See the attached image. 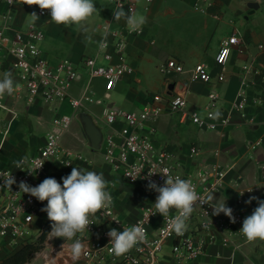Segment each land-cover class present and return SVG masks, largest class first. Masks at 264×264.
Instances as JSON below:
<instances>
[{"label": "crops", "instance_id": "0c3cea01", "mask_svg": "<svg viewBox=\"0 0 264 264\" xmlns=\"http://www.w3.org/2000/svg\"><path fill=\"white\" fill-rule=\"evenodd\" d=\"M134 1L133 16L145 17L146 23L141 26L140 34L129 37L126 54L135 73L124 75L118 81L115 91L122 95L119 108L140 111L153 94L165 93L169 84L174 82L176 85L171 90H180L185 94L188 110H199L208 101L209 91L215 90L219 96L221 117L229 112L246 76L252 81L248 86L250 93L259 91L261 77L254 72L248 75L246 65L253 63V68L264 73V0H208L210 3L205 0ZM256 1L259 8L247 16L250 9L248 3ZM94 4L98 11L83 27H66L51 22L50 14H40L38 6L14 4L8 7L0 0V27L10 26L12 32L27 31L30 27L43 29L45 36L40 46L45 55L53 63L70 59L79 67L81 75L68 88L70 95L103 96L108 91L107 81L102 77H90L82 67V59L84 56L100 54L101 42L112 41L114 37L111 31L127 23L124 19H114L113 11L121 7L113 0H94ZM196 5L201 9H196ZM32 12L39 16L35 22L30 17ZM103 24H108L110 30H102ZM234 32L238 33L241 45L234 48L229 62L221 68L216 64L215 56L222 40ZM173 57L183 63L184 72L173 74L161 70L162 63ZM100 60L105 62L102 58ZM200 62L207 66L212 75L210 83L192 80L193 68ZM220 71L225 74L222 81L217 78ZM5 72H11L15 91L0 99L1 167L15 168L14 161L35 154L44 143L54 117L74 112L76 130H68L61 144L82 155L85 154L82 146H87L90 155L84 157L88 161H77L65 169L59 168L52 160L49 163L52 174L62 178L69 175L73 167H77L91 169L89 171L95 169V172L103 173L106 180L113 178L109 189L117 197V210L129 219L138 217L143 206L153 202L154 197L146 195L143 188L114 178L109 174L111 170L107 164L108 172L106 167L98 163L95 155L97 151H102L103 140L98 150L90 145L80 115L88 114L104 137L111 129L104 122L103 103L84 101L76 110L68 100L46 103L38 99L30 103L10 58L2 64L0 80H3ZM97 85H100L101 90L96 89ZM113 91H110L109 99ZM109 103L117 105L115 99ZM230 119L228 125L218 130H204L189 118L185 119L181 113L166 110L158 117L149 119L148 125L156 129V144L171 152L172 163L184 173L195 175L204 165L218 166L227 172L222 187L211 192L216 197L214 202L225 201L226 206H233L241 188L254 189L255 197L264 200V104L252 102L244 110L233 111ZM8 140V148L4 150ZM192 145L200 149L199 155L195 157L190 156ZM246 201L244 208L253 212L258 206L257 200L251 203ZM220 216L222 213L214 215ZM158 224L159 218L154 219L153 227ZM191 226H198L196 217L192 219ZM193 264H264V241H249L236 250L218 242L211 245L206 254Z\"/></svg>", "mask_w": 264, "mask_h": 264}, {"label": "built area", "instance_id": "2783aa9c", "mask_svg": "<svg viewBox=\"0 0 264 264\" xmlns=\"http://www.w3.org/2000/svg\"><path fill=\"white\" fill-rule=\"evenodd\" d=\"M1 1L8 7L14 4L27 5L26 0ZM113 1L118 7L124 8L129 15H133L134 0ZM195 8L201 9L199 5ZM38 11L42 15L49 14L47 10L41 11L39 7ZM102 30H110L109 25L103 24ZM111 32L114 38L112 41L101 42L100 54L84 56L82 59V67L87 70L90 77H102L107 81L108 91L104 95L106 99H109L110 91L115 90L118 81L124 75L135 73V68L127 59L126 47L129 37L140 34L142 28L132 30L127 24ZM44 36V31L37 27H30L27 31L13 32L10 26L0 27V73L3 62L10 58L12 67L20 79L21 88L25 91L27 101L30 103L38 99L46 103L68 100L76 110L84 101H93V98L88 95L79 97L70 95L68 88L81 75L79 67L70 59H61L56 63L50 61L40 46ZM240 45L241 41L237 32L224 38L215 56L216 64L224 68L234 48ZM101 58L105 62H101ZM253 67V63L246 65L248 75L253 72L260 75L259 91L250 93L248 86L252 81L246 76L229 112L221 117L218 106L219 96L215 90L208 93V101L203 105L204 115L200 114L199 110L187 109L188 101L183 92L170 91L168 88L165 93L153 94L140 111L121 109L115 105L109 106L104 99L95 100L105 105L104 122L111 129L103 137L104 162L111 171L118 173L123 181L143 188L146 191L145 194L152 195L154 200L143 206L138 217L129 219L118 212L117 197L109 191L113 198L112 205L99 210L91 218L94 224L89 226V230L78 234L85 245V252L75 264H193L206 254L211 245L218 242L224 246H232L234 250L240 249L249 242L239 230L243 220L252 214L244 208V205L246 198L255 196L254 189L241 188L235 204L227 206L233 210L235 223L224 213L220 217H214L210 205L200 206L197 203L187 221V230L182 235H177L171 227L176 210L172 209L167 217L157 213L154 203L158 193L148 188L149 179L146 177L149 171L153 172L150 180L163 186L166 177L162 172L168 170L173 177L191 180L196 193L205 198L222 187L227 172L218 166H201L193 175L184 173L174 165L171 152L166 147L156 144L154 140L156 129L149 126L148 121L169 110L181 113L185 119L189 118L200 129L218 130L228 125L233 111L244 110L252 102L264 104V73ZM161 70L164 73L176 74L184 72L185 68L183 63L173 57L162 63ZM217 78L218 81L224 80V72L220 71ZM192 80L211 82L212 75L204 63L200 62L194 66ZM0 106H2L1 102ZM73 118L74 112L56 115L44 143L38 147L36 153L29 157H22L26 158V161L21 169L16 166L15 168L0 166V262L19 250L25 243L33 241V232L40 234L42 225L48 219L47 213L41 211L47 201L40 202L35 197L20 192L19 183L24 181L34 187L45 178L52 177L62 185V178L54 176L49 170L50 161H55L59 168L65 169L72 167L77 161H88L81 153L74 152L61 144ZM199 153V147L192 145L190 156L195 157ZM41 164H43L42 167L37 169ZM262 168L264 175V166ZM10 175L16 181L11 187L4 183V179ZM111 182L113 184V181ZM194 217L197 218L196 228L191 226ZM156 218H159V224L154 228L153 220ZM137 224L146 229V241L139 243L124 255L115 256L111 253L110 237L107 233L113 228L122 232L124 227ZM35 225L39 227L36 229ZM66 255L70 256V252H66Z\"/></svg>", "mask_w": 264, "mask_h": 264}, {"label": "clouds", "instance_id": "9594fccd", "mask_svg": "<svg viewBox=\"0 0 264 264\" xmlns=\"http://www.w3.org/2000/svg\"><path fill=\"white\" fill-rule=\"evenodd\" d=\"M26 4L38 6L41 11L47 10L51 22L66 27L72 25L83 27L88 19L98 11L94 0H26ZM113 16L117 21L124 19L132 30H137L146 23L145 17L129 15L123 8L113 11ZM30 17L33 22L39 19L36 12H32ZM14 91L12 74L5 72L3 80H0V99L5 94L12 95ZM25 161L26 158H22L13 163L21 169ZM42 165L37 169L41 168ZM28 171L32 172L31 170ZM153 174L149 171L146 178L149 179L148 188L158 193L154 207L157 213L163 217H167L172 209L176 210V215L171 221V227L177 235H182L187 230V221L197 203L200 206L210 205L213 209V215L224 213L235 223L233 210L226 206L225 201L214 202L216 197L212 194L206 198L199 196L191 180H185L178 176L173 177L168 170H165L162 174L166 180L163 186H160L150 180ZM62 181L63 184L61 185L55 178L48 177L34 187L21 181L19 189L20 192L27 193L40 202L47 201L46 206L41 211L46 212L48 219L52 222L50 234L54 238L72 241L69 252L70 258L75 264L85 252V245L78 234L89 230V226L94 224L91 218L99 210L110 207L113 198L107 190L109 182L104 178L103 173L73 167L69 175L62 177ZM4 183L11 187L16 181L10 175L4 179ZM252 200H257L258 206L251 215L243 220L239 231L250 242L264 241V200L252 196L246 203H251ZM107 235L110 237L109 244L111 247L109 250L115 256L124 255L139 243L146 241V229L139 224L124 227L122 232L113 228Z\"/></svg>", "mask_w": 264, "mask_h": 264}, {"label": "rangeland", "instance_id": "374dc122", "mask_svg": "<svg viewBox=\"0 0 264 264\" xmlns=\"http://www.w3.org/2000/svg\"><path fill=\"white\" fill-rule=\"evenodd\" d=\"M47 58L50 61H52L48 56H47ZM96 89L101 90L100 85H97ZM157 92H159V91H157ZM121 96H122L121 94L118 95L116 93V91L114 90L112 93L111 99H108V98L106 99V97L104 95L102 96L100 94H96L95 97L92 96V98H93V101L97 100L98 98H101V99L106 100L108 103L115 99L117 101L116 107L119 108V106H121V104H120V99L122 98ZM94 105H96V104H94ZM102 106H105V105L102 104ZM96 107L98 108V105H96ZM120 108H122V107H120ZM99 110H100V108H99ZM199 113L202 115L205 114L203 107L199 108ZM70 129L72 131L76 130V120L75 119H73L69 130ZM80 132H81V130H80ZM8 144H9V140L7 141V144L4 146V150H6L8 148ZM82 148L84 149L83 154L85 153L84 154L85 156L90 155L89 148L87 146L84 145V146H82ZM95 156L98 158V163L103 168H105L106 163L103 162L102 151H100V150L97 151V154ZM89 170H91V169H89ZM106 170H107V167H106ZM93 171H95V169ZM108 171L109 170H107V172ZM109 174L111 176H113L114 178H120L119 174L114 172V171H110ZM107 181H109V183H110L111 181H113V178L109 177V179ZM109 188L110 187L108 184L107 190L111 191ZM34 227L37 229L39 227V225H35ZM51 230L49 231V233L46 235V237L44 239H41V238L38 239L39 234H37V232H33L32 238H34L33 241H35L34 245H35V247H37V250L31 254V257L29 258V260L27 262H25V264H74V262L71 260L70 256L66 255V252L69 251V245H70L71 241H64L63 238H54L50 234ZM65 250H68V251H65Z\"/></svg>", "mask_w": 264, "mask_h": 264}, {"label": "water", "instance_id": "95a60500", "mask_svg": "<svg viewBox=\"0 0 264 264\" xmlns=\"http://www.w3.org/2000/svg\"><path fill=\"white\" fill-rule=\"evenodd\" d=\"M248 7L250 8L248 11V15L252 14L255 12L256 9L259 8V3L256 2H251L248 3ZM176 83H170L169 84V89H173L175 87ZM109 106L114 105V103H109ZM81 117V121L83 123L84 126V130L90 140V145L94 148V149H100L101 148V143L103 140V135L100 131V129L95 125L93 119L85 113H81L80 115Z\"/></svg>", "mask_w": 264, "mask_h": 264}, {"label": "trees", "instance_id": "16d2710c", "mask_svg": "<svg viewBox=\"0 0 264 264\" xmlns=\"http://www.w3.org/2000/svg\"><path fill=\"white\" fill-rule=\"evenodd\" d=\"M52 222L47 219L42 225L38 239H44L46 235L51 230ZM35 241H29L25 243L19 250H17L12 255L6 257L0 262V264H25L31 257V254L37 250V247L34 245Z\"/></svg>", "mask_w": 264, "mask_h": 264}]
</instances>
